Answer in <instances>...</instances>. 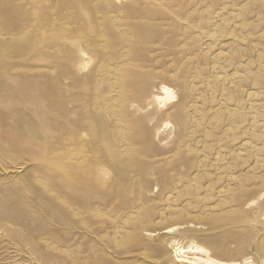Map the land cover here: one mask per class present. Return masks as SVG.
Wrapping results in <instances>:
<instances>
[{
  "label": "rangeland",
  "instance_id": "obj_1",
  "mask_svg": "<svg viewBox=\"0 0 264 264\" xmlns=\"http://www.w3.org/2000/svg\"><path fill=\"white\" fill-rule=\"evenodd\" d=\"M0 226V264H264V0H0Z\"/></svg>",
  "mask_w": 264,
  "mask_h": 264
},
{
  "label": "bare ground",
  "instance_id": "obj_2",
  "mask_svg": "<svg viewBox=\"0 0 264 264\" xmlns=\"http://www.w3.org/2000/svg\"><path fill=\"white\" fill-rule=\"evenodd\" d=\"M160 88H162V95H164V97L158 98L159 97L158 96V97H156L157 99L155 98L156 100L168 101V100H172L175 98V94L170 88H168V87H160ZM0 227H2V226H0ZM170 231H172V230H169L167 232H170ZM175 247H176V245H175ZM179 254L181 256L180 257L181 259L178 262H180L181 264H183V263L184 264H253L252 261L250 260V258L249 259L248 258H244V259L242 258L243 260H241V261H231L228 263L220 262V261L214 260V258L212 259L211 258L212 256L209 255V252L206 249H204L203 247H200V246H195V245L193 247H189L187 249H179Z\"/></svg>",
  "mask_w": 264,
  "mask_h": 264
}]
</instances>
